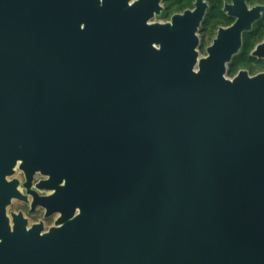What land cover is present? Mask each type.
I'll return each mask as SVG.
<instances>
[{
	"label": "water",
	"instance_id": "obj_1",
	"mask_svg": "<svg viewBox=\"0 0 264 264\" xmlns=\"http://www.w3.org/2000/svg\"><path fill=\"white\" fill-rule=\"evenodd\" d=\"M133 6L0 0V264H264V73Z\"/></svg>",
	"mask_w": 264,
	"mask_h": 264
},
{
	"label": "flooded vegetation",
	"instance_id": "obj_2",
	"mask_svg": "<svg viewBox=\"0 0 264 264\" xmlns=\"http://www.w3.org/2000/svg\"><path fill=\"white\" fill-rule=\"evenodd\" d=\"M137 1L127 0V3L130 7L134 5L133 10L139 13L145 10L150 12L145 21L148 24L170 22L175 14L182 15L185 11L198 10L201 17L196 30L197 59L205 57L207 48L215 41H219L220 45L217 48L221 50L232 47L229 58L224 63L226 77L232 78L240 70L249 76L264 73V0H145L142 5H136ZM154 4L157 9L154 8ZM246 22L249 23L247 28L231 29L235 24L241 25ZM221 30L222 37L219 36ZM235 38L238 39V44L234 49L232 45ZM23 182L24 180L21 182L22 186ZM18 187H21L20 182ZM43 191L39 194L49 193L47 190ZM24 192L21 193L26 195L27 199L19 200L26 204L27 211H30L32 196L26 189ZM37 207L40 206L34 209ZM48 216L43 213L44 218Z\"/></svg>",
	"mask_w": 264,
	"mask_h": 264
},
{
	"label": "rangeland",
	"instance_id": "obj_3",
	"mask_svg": "<svg viewBox=\"0 0 264 264\" xmlns=\"http://www.w3.org/2000/svg\"><path fill=\"white\" fill-rule=\"evenodd\" d=\"M7 179L16 178L20 182V192L25 193V188L22 186L21 182L24 180L23 178V172L18 166H15L13 168V172L11 175L6 177ZM45 178V176L41 175L39 172H36L33 176L32 183H36L40 179ZM39 193H43V190H38ZM17 210H20L23 212L24 216L27 218V226L29 227L32 223L41 221L43 223V231H47L50 226H54L55 219L58 216V213H53L47 218L43 217L44 208L43 207H37L34 209V211H27V206L22 201L16 198H12L8 205H6V215L10 219L11 212H17Z\"/></svg>",
	"mask_w": 264,
	"mask_h": 264
},
{
	"label": "bare ground",
	"instance_id": "obj_4",
	"mask_svg": "<svg viewBox=\"0 0 264 264\" xmlns=\"http://www.w3.org/2000/svg\"><path fill=\"white\" fill-rule=\"evenodd\" d=\"M20 161H21V160H16V163H15L14 167H15V166H18V164L20 163ZM19 189H20V188L18 187V190H19Z\"/></svg>",
	"mask_w": 264,
	"mask_h": 264
}]
</instances>
